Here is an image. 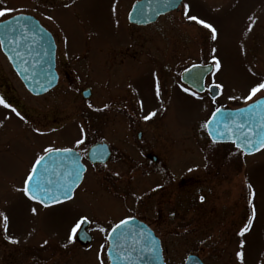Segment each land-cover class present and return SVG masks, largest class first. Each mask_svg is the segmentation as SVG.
Wrapping results in <instances>:
<instances>
[{"label":"rangeland","instance_id":"obj_1","mask_svg":"<svg viewBox=\"0 0 264 264\" xmlns=\"http://www.w3.org/2000/svg\"><path fill=\"white\" fill-rule=\"evenodd\" d=\"M51 3L50 0H0V10H5L0 21L21 14L31 15L59 38V47L63 52L59 57V66L63 70L60 86L44 97H33L14 75L0 50V99L9 105L5 107L0 104V214H3L0 215V237L11 244L15 240V244L21 246L4 251L5 263L0 252V264H107L104 243L78 249L72 239L70 242V237L73 238L72 230L76 228L81 216H92L95 213L99 216L109 215L111 208L117 209L113 201L109 198L88 200L83 195L85 189H79L73 202L43 208L17 189L24 188L31 162L44 153L45 149L73 145V136L88 131L89 106L79 92L84 85L90 84L91 80L104 86L110 83L113 88L121 85V71L128 69L129 65L116 69L115 72L106 71L101 67V59L111 53L113 48L129 41L127 15L131 6L127 4V0H69L66 3ZM186 5L189 6L187 16L182 7L168 19L174 22L171 23L174 30L179 35L184 34L189 39L186 41L191 43L186 46L174 43L175 49H182L179 51L182 53L179 54V63L183 64L180 69L193 63L186 62L185 59L191 48L193 54L195 49L200 50L203 29L206 32L203 53L215 64L219 61L213 80L223 90L221 101H247L251 88L264 82V69L251 56L253 40H257L258 48L264 45V0H187ZM188 16H195L197 20L188 21ZM199 20L216 30V39H212V28L204 27L197 22ZM159 27L158 24L132 29L131 32L141 33L135 37H142L143 48L149 49L159 46L160 40L154 38V34L158 31H172L165 27L161 30ZM74 56L79 57V60L76 61ZM150 63V60L145 61L140 69H149ZM73 68L86 72L83 83L76 85L66 82V79L75 77ZM139 79L145 80L146 77L143 75ZM123 85L132 84L126 81ZM154 90L152 87L154 99L147 100L149 96L145 94L150 92L145 91V100L161 105L160 94L157 95ZM210 105L202 101L200 107H195L192 103L180 105L176 101L177 110L179 106L183 107L184 117L170 115V120L176 126L187 124L195 129L189 134L188 146L191 145L193 151L191 166L201 163V152L214 149V145L201 130ZM110 127V131H115V122ZM176 144L178 150L182 143L176 141ZM247 164L248 170L242 173L246 177L242 178L240 174L236 191L240 195L248 191L249 200H240L237 215L239 225L232 232L230 242L228 243V232L224 227L223 231H208V239H218L219 242L225 240L219 247L200 246V243L190 246L186 242L187 232L176 231L175 238H166L176 240L174 246L163 249L167 264H184L190 254L202 256L207 264H264V153L249 158ZM90 177L88 181L91 180ZM234 186L235 184L223 185L218 190L235 192ZM87 187L94 189L95 185L89 181ZM128 201L131 204V200ZM33 208L36 209L35 213L32 212ZM4 217H7L6 227ZM250 220L248 231L241 236V230ZM199 235L201 233L194 232L193 236L199 238ZM41 246L45 247L42 248L46 252L45 257L38 254ZM23 250L24 253H21ZM238 252L243 254L242 259L237 256Z\"/></svg>","mask_w":264,"mask_h":264},{"label":"flooded vegetation","instance_id":"obj_2","mask_svg":"<svg viewBox=\"0 0 264 264\" xmlns=\"http://www.w3.org/2000/svg\"><path fill=\"white\" fill-rule=\"evenodd\" d=\"M50 1L60 4L69 0ZM127 1V4L131 6L127 15L129 41L113 48L111 53L103 57L101 67L106 71L113 72L127 64L129 68L121 71L122 86L118 84L113 88L109 81H104V83H109L104 86L100 82L96 84L91 80L90 84H85V87L79 91L80 96L84 101H87L89 106L88 131L73 136V145L54 149L75 151L80 156L86 170L73 197L55 206L73 202L79 189H85L83 195L88 200L109 198L116 204L117 209L111 208L109 215L99 216L95 213L92 216L83 215L79 218V222L85 218L87 222L80 223V227L73 235L72 242L77 245L78 249L101 242L105 244L107 250L108 236L111 230L122 220L129 219H137L146 224L158 237L163 249L175 245V239L166 238H175L174 233L179 230L187 232L186 242L190 246L200 243V246L203 244L205 247H219L225 240L219 242L218 239H208V231H223L224 227L228 232L226 233L228 243L230 242L232 232L239 225L237 215L240 200H249L248 191L242 195L236 191L240 174L242 175L248 170L247 160L264 153V148L256 154L247 155L234 143L211 142L207 131H264V103L248 116L240 115L239 117L238 114L233 113V111L264 99V89L244 102L221 101L223 90L220 84L213 80L217 69L216 64L212 59L208 60L203 53L206 32L199 26L202 32L199 43L200 50L196 51L194 48L195 54H193L191 48L185 61L193 63H188L180 69L183 64L179 63L181 60L179 54H182L179 51L182 49H175L174 43L185 44V46L191 43L186 41L189 39L184 34L179 35L174 30L175 27L171 24L174 22L168 19L171 14L182 7L184 8L187 0H181L175 10L160 15L155 22L147 25H138L129 21L132 7L141 0ZM169 1L157 0L152 6L167 7L175 4L174 0ZM162 19L168 21L162 22ZM4 20L6 19L0 22ZM188 21L190 20L188 19ZM158 24L161 30L165 27L166 30L172 31H167V33L158 31L154 34V38L160 40L159 46L144 49L141 42L142 37H135L141 33H132L131 30ZM52 35L56 45L55 70L58 74V82L55 88L39 97H44L55 91L60 86L62 79L61 72L63 70L60 68L61 65L59 66V57L62 52L59 47L60 40L53 33ZM256 41L253 40L254 47L251 48V56L255 63L264 69V45L262 48H258ZM197 55L199 56L196 57ZM2 56L20 81L6 56L3 53ZM75 57L78 61L79 57L74 56L73 58ZM191 57L195 58L191 59ZM147 60L152 62L149 64L150 68L140 69V66ZM197 67H202L205 71L195 69ZM73 69L76 73L75 77L71 79L67 74L66 76L70 79H66V82L76 85L79 82L83 83L82 80L86 78V72L77 68ZM208 69H210L209 72ZM189 70L187 80H183V74ZM89 71L91 72V69ZM143 75L146 79L140 80L139 77H143ZM126 81L132 85L124 86ZM20 83L23 86L21 81ZM157 84L161 105L146 101L144 96L145 91L150 92L145 94L149 96L147 100L154 99L152 87L157 93ZM85 90H89L87 98L83 95ZM176 101L180 105L192 103L195 107H200L202 101L211 104L201 130L214 145V149L206 152L200 151L202 160L195 166H191L190 157L193 151L190 148L191 145L188 146L190 131H195V129L187 124L176 126L172 119L170 120L171 114L178 115L180 118L185 114L182 106H179V110H177ZM216 111L222 112L218 117V127L209 130L206 127L207 122ZM152 113L154 115H151ZM146 116H150V118L145 119ZM114 122L115 131H110V125ZM103 126L104 131L101 128ZM80 140L83 143L78 144L77 141ZM176 141L182 143L179 144L178 150ZM45 154L46 152L40 156ZM207 157L215 159H207ZM35 160L31 162V168ZM89 177L91 179L89 181L95 185L94 189L87 187ZM245 177L246 175H242V178ZM228 184H235V192H228L226 189L218 190L220 186ZM201 196L204 197L203 202H201ZM128 200H131V204ZM42 207L51 208L53 206ZM116 212L118 213L115 214ZM80 232L82 233L80 234ZM194 232L201 233L199 238L193 236ZM25 246L27 247L28 244ZM15 248H21V246H17L15 243L11 244L0 237V252L4 263V251ZM42 248L45 247L41 246L38 254L45 257L46 252ZM62 252L60 251V253ZM21 253H24V250ZM57 253L59 252L57 251ZM163 254L165 257L164 250ZM198 256L203 264H207L206 259ZM165 263L167 264V262Z\"/></svg>","mask_w":264,"mask_h":264},{"label":"water","instance_id":"obj_3","mask_svg":"<svg viewBox=\"0 0 264 264\" xmlns=\"http://www.w3.org/2000/svg\"><path fill=\"white\" fill-rule=\"evenodd\" d=\"M155 1L157 0L137 2L129 14V21L138 25L153 23L160 15L175 10L181 0H174L175 4L167 7L152 6ZM0 45L14 71L32 95L41 96L56 87L58 74L55 70V41L51 33L35 17L21 14L1 22ZM195 69L205 71L202 67ZM188 73L190 70L183 74V80H187ZM88 93L89 90L83 92L85 98L89 96ZM263 103L264 99H261L233 113L239 117L248 116ZM221 113L216 111L212 115L207 124L209 130L218 127V117ZM207 133L213 142L234 143L237 148L249 155L264 148L259 144L264 137V131H207ZM44 156L46 159L38 167L31 184V190L42 197L44 203L32 201L44 207H51L73 197L86 169L80 156L73 150L53 151L50 156L48 154ZM37 185L41 188L40 192H37ZM113 229L108 236L107 257L110 264H165L160 241L146 224L137 219H130L128 224L119 228L115 226ZM185 264L203 262L198 256L189 255Z\"/></svg>","mask_w":264,"mask_h":264},{"label":"snow or ice","instance_id":"obj_4","mask_svg":"<svg viewBox=\"0 0 264 264\" xmlns=\"http://www.w3.org/2000/svg\"><path fill=\"white\" fill-rule=\"evenodd\" d=\"M188 5H184V8H185V15L187 16V9H188ZM7 11H11V10H7ZM5 14V10H0V16H3ZM188 19L190 20H197V18L195 16H188L187 17ZM198 23H201L204 25V27L206 28H212L211 25L205 23L204 21L202 20H199L197 21ZM212 39H216V30L214 28H212ZM215 59V58H214ZM216 67H219V61L217 60L216 61ZM264 89V82L262 83H258L257 85H255L254 87L251 88L250 90V94L248 97H246V99H251L252 96L256 95L257 92H259L260 90ZM157 95H159V86L157 84ZM0 104H4L5 107H9V105L5 104L3 99H0ZM12 111H16L15 109H12ZM17 115H19V113H17ZM151 115H154V113H152ZM150 116H146L145 119H149ZM78 144L80 143H83L82 140L80 141H77ZM259 144L261 147H264V137L261 138V140L259 141ZM249 147H251V142H249ZM49 156L53 153V151H60V150H56V149H51V148H48V149H45L44 150ZM63 151H70L69 149H63ZM46 159L45 156H39L36 160H35V163L33 165V167L31 168L29 174L27 175L26 179H25V182H24V188L23 189H17V191H23L24 194L31 200H34V201H38L40 203H44V199L40 196H38L36 193H34L32 190H31V184L33 182V180L35 179V176H36V172H37V169L38 167L40 166V164ZM249 187H251L249 185ZM41 191V188L39 185H37V192H40ZM201 199V202H203L204 200V197L201 196L200 197ZM45 206H47V204H45ZM32 212L35 213L36 212V209L33 208L32 209ZM0 215H3V214H0ZM252 216L254 217L255 216V208L253 207L252 209ZM4 220H5V227H6V221H7V217H4ZM87 222L86 221V218L82 221H80L79 223H77L76 225V228H79L80 227V223H85ZM129 223V220H122L120 225H117V228H119L121 225H126ZM251 225V220L249 221V224L247 226H245L241 232H240V235H244V233L246 231H248L249 227ZM76 228H73L72 232L73 234H75L76 232ZM113 231H116V229H113ZM71 239L72 237H70V242H71ZM13 243H16L17 241L13 240L12 241ZM45 243H47V241H45ZM242 246V245H241ZM237 256L240 257L242 259V256L243 254L238 252L237 253Z\"/></svg>","mask_w":264,"mask_h":264}]
</instances>
